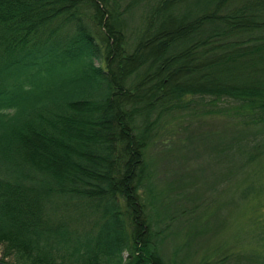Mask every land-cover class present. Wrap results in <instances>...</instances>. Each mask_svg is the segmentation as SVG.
I'll use <instances>...</instances> for the list:
<instances>
[{
    "label": "trees",
    "instance_id": "obj_1",
    "mask_svg": "<svg viewBox=\"0 0 264 264\" xmlns=\"http://www.w3.org/2000/svg\"><path fill=\"white\" fill-rule=\"evenodd\" d=\"M188 111L224 120L216 153L236 164L166 212L151 151ZM263 162L264 0H0L1 261L160 264L180 236L183 261L264 264V217L197 240Z\"/></svg>",
    "mask_w": 264,
    "mask_h": 264
},
{
    "label": "rangeland",
    "instance_id": "obj_2",
    "mask_svg": "<svg viewBox=\"0 0 264 264\" xmlns=\"http://www.w3.org/2000/svg\"><path fill=\"white\" fill-rule=\"evenodd\" d=\"M136 9L130 14L128 33H131L132 29L136 27L134 23L140 16V10ZM190 112L192 111L182 114L180 119L171 121V127L164 135L167 139V148L165 150L158 149L156 146L151 151L155 175L153 181L159 190H163L169 195L166 201L167 207L162 208L166 212H173L177 205H186L185 203L197 201L204 195H215L213 192H215L216 186L226 183V180L222 181L226 166L236 164L235 161L225 162L216 153L221 147V144L219 145L221 133L227 129L224 120L220 117L212 116L213 119L202 115L198 118L190 116L193 114ZM255 169V175L250 176L242 184L243 187L251 184L253 186L252 191L244 196L238 205L239 207L235 210L236 212L227 218L225 227L221 223L222 215L213 220V226L211 225L212 228L208 230L213 234L204 232L205 236L197 239L202 241L201 244L209 246L217 240L230 239L232 235L243 234L252 218L264 217V162L261 166H256ZM238 185L239 183L234 184L232 181L229 183V188H231V190L228 189L229 195L235 193ZM186 206L190 209L189 205ZM184 224L188 223L182 221L179 225H170V229L184 228ZM178 230L180 231V229ZM191 241L184 245L187 244V247L190 248L194 240L191 239ZM180 243V236L174 237L173 240L164 241L163 249L159 253L162 259L160 264H196L195 261H183L178 254H174L175 246ZM187 247L185 248L187 249ZM180 257L187 259L182 257L181 252Z\"/></svg>",
    "mask_w": 264,
    "mask_h": 264
},
{
    "label": "water",
    "instance_id": "obj_3",
    "mask_svg": "<svg viewBox=\"0 0 264 264\" xmlns=\"http://www.w3.org/2000/svg\"><path fill=\"white\" fill-rule=\"evenodd\" d=\"M0 264H9V263H6V262H3V261L0 260Z\"/></svg>",
    "mask_w": 264,
    "mask_h": 264
}]
</instances>
